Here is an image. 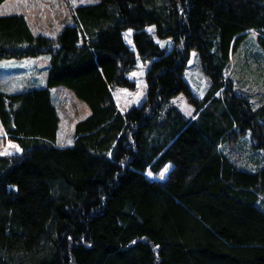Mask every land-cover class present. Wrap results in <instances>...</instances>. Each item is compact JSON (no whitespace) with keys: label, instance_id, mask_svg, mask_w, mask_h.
<instances>
[{"label":"trees","instance_id":"16d2710c","mask_svg":"<svg viewBox=\"0 0 264 264\" xmlns=\"http://www.w3.org/2000/svg\"><path fill=\"white\" fill-rule=\"evenodd\" d=\"M248 30L264 53V0H98L75 5L55 38L0 15V60L47 56L42 86L0 91L20 149L0 154V264H264V165L239 168L218 148L247 132L264 152V102L224 77ZM191 49L210 78L200 99L184 78ZM135 52L150 61L146 95L122 112L112 88L132 87ZM58 85L89 107L64 146ZM179 92L192 118L170 103ZM166 163L164 179L148 176Z\"/></svg>","mask_w":264,"mask_h":264},{"label":"rangeland","instance_id":"374dc122","mask_svg":"<svg viewBox=\"0 0 264 264\" xmlns=\"http://www.w3.org/2000/svg\"><path fill=\"white\" fill-rule=\"evenodd\" d=\"M98 0H4L0 3V15L22 14L30 29L34 33L45 34L55 38L57 33L66 24L72 23V8L78 4L92 3ZM160 46L167 49L172 47L170 39H159L154 26L146 27ZM132 30L125 29L123 38L126 44L134 51ZM257 32L248 30L242 44L231 52L224 77L229 80L237 93L244 95L253 107L264 102V53L256 40ZM136 65L127 73L132 81V87L114 86L113 99L122 112L133 106H139L146 95L145 72L150 63L142 60L135 52ZM47 66V56L3 58L0 60V91L13 93L31 86L44 84ZM184 78L192 96L200 99L210 84L209 76L202 70L199 56L194 49L189 52V58L184 70ZM52 103L56 107L59 124L56 138L58 146L70 145L74 136V124L77 120L89 114L88 105L77 98L65 86L58 85L51 90ZM186 117L194 116V106L183 92H179L170 99ZM218 148L223 149L233 162L242 169L255 170L264 165L263 149L252 146L250 134H241L227 143H220ZM18 145L9 140L0 125V154H16L20 152ZM171 168L170 163L154 174L148 176L162 180ZM262 207L261 200L257 202Z\"/></svg>","mask_w":264,"mask_h":264},{"label":"crops","instance_id":"0c3cea01","mask_svg":"<svg viewBox=\"0 0 264 264\" xmlns=\"http://www.w3.org/2000/svg\"><path fill=\"white\" fill-rule=\"evenodd\" d=\"M44 72H45V70H44ZM40 86H42V85H40Z\"/></svg>","mask_w":264,"mask_h":264},{"label":"snow or ice","instance_id":"6c2138e0","mask_svg":"<svg viewBox=\"0 0 264 264\" xmlns=\"http://www.w3.org/2000/svg\"><path fill=\"white\" fill-rule=\"evenodd\" d=\"M17 150H19V149H17Z\"/></svg>","mask_w":264,"mask_h":264}]
</instances>
